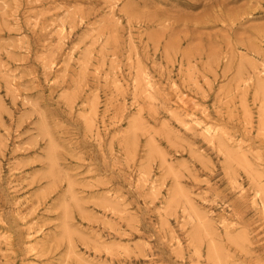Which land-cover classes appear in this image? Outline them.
Returning a JSON list of instances; mask_svg holds the SVG:
<instances>
[{
    "label": "rangeland",
    "instance_id": "1",
    "mask_svg": "<svg viewBox=\"0 0 264 264\" xmlns=\"http://www.w3.org/2000/svg\"><path fill=\"white\" fill-rule=\"evenodd\" d=\"M0 264H264V0H0Z\"/></svg>",
    "mask_w": 264,
    "mask_h": 264
},
{
    "label": "bare ground",
    "instance_id": "2",
    "mask_svg": "<svg viewBox=\"0 0 264 264\" xmlns=\"http://www.w3.org/2000/svg\"><path fill=\"white\" fill-rule=\"evenodd\" d=\"M208 133H210V130H207Z\"/></svg>",
    "mask_w": 264,
    "mask_h": 264
}]
</instances>
